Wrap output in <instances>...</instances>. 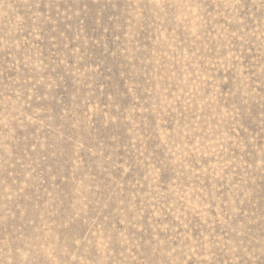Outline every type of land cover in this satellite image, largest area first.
I'll return each mask as SVG.
<instances>
[{
  "label": "rangeland",
  "instance_id": "374dc122",
  "mask_svg": "<svg viewBox=\"0 0 264 264\" xmlns=\"http://www.w3.org/2000/svg\"><path fill=\"white\" fill-rule=\"evenodd\" d=\"M0 264H264V0H0Z\"/></svg>",
  "mask_w": 264,
  "mask_h": 264
}]
</instances>
